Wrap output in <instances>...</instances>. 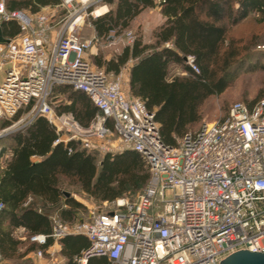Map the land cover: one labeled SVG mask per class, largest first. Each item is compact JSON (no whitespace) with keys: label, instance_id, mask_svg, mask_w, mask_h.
<instances>
[{"label":"built area","instance_id":"1","mask_svg":"<svg viewBox=\"0 0 264 264\" xmlns=\"http://www.w3.org/2000/svg\"><path fill=\"white\" fill-rule=\"evenodd\" d=\"M56 8L66 14L51 24ZM88 8L91 14L104 8L102 15L108 0H60L35 17L7 12L0 0V15L17 19L22 31L0 42V118L11 121L0 137L43 116L55 131L53 144L72 139L101 153L135 150L149 179L133 201L117 197L74 223L53 215L51 232L30 240L58 243L65 235H85L89 244L75 264L92 256H106L111 264H220L240 250L263 251L264 99L252 106L235 100L224 118L173 135L174 144L163 142L154 112L123 90L121 75L95 68L85 56L98 41L80 34ZM125 38L131 44L132 32ZM184 63L198 72L193 55ZM59 84L83 91L97 107L88 124L55 112L50 95ZM3 207L0 200V212ZM57 253L50 246L33 256L41 264H62ZM0 264H7L1 253Z\"/></svg>","mask_w":264,"mask_h":264},{"label":"trees","instance_id":"2","mask_svg":"<svg viewBox=\"0 0 264 264\" xmlns=\"http://www.w3.org/2000/svg\"><path fill=\"white\" fill-rule=\"evenodd\" d=\"M59 1L5 0V10L36 12ZM108 3L112 4L108 12L92 19L99 38L126 29L146 8L158 7L164 16L148 39L138 33L131 44L122 46L109 58L97 54L93 62L105 72L117 74L132 60L129 93L140 97L154 112L161 139L167 144H174L173 135H183L202 120L201 108L206 99L221 95L249 59L256 54L264 58V50L257 48L264 44V0H108ZM0 29L7 36L21 33L15 18L4 19L1 15ZM238 29L239 34L235 31ZM188 54L193 55L198 72L184 63ZM261 66L264 68V64ZM176 67L186 74H175ZM51 95L57 101L54 105L50 100L56 113L70 112L83 125L97 112L83 91L68 84L55 85ZM9 123L2 121L0 126ZM55 138L53 127L43 116L0 138L1 152L8 147L12 149L11 158L0 168V200L4 203L0 212V253L10 264H27L29 252L51 244L50 237L44 243L31 241L29 237L49 234L53 213L67 223L81 220L79 215L86 206L74 199L72 193L84 192L98 202L117 197L133 201V194L149 179L148 168L135 150L108 152L98 159L96 152L72 139L52 145ZM31 156L40 159L31 161ZM66 191L69 196L64 194ZM19 226L25 228L24 239L14 234ZM59 242L63 264H75L74 257L89 244L82 234L65 235ZM86 264L111 262L106 256H92Z\"/></svg>","mask_w":264,"mask_h":264},{"label":"rangeland","instance_id":"3","mask_svg":"<svg viewBox=\"0 0 264 264\" xmlns=\"http://www.w3.org/2000/svg\"><path fill=\"white\" fill-rule=\"evenodd\" d=\"M112 7V4L108 3V10ZM42 11H46L42 9ZM91 9H86L81 14L83 15V20L80 24V34L83 37L90 38L91 36L95 35L92 19L98 16H95L94 13H90ZM108 12V11H107ZM106 12V13H107ZM66 14L64 10L61 8H56L54 12V16L49 19V23L55 24L58 23ZM105 14V13H104ZM103 15V14H102ZM100 16V15H99ZM158 23V12L156 9L146 8L141 12L138 16H136L130 26L126 29H123L119 33H115L114 31L110 32L109 35L105 37H101L95 43L92 48H89L86 51L85 56L91 60L93 66L95 68L103 69L102 67H98L93 62V57L97 54L102 55L104 58L110 57L113 53H116L120 50V48L127 44L125 35L127 31H131L133 35V39L138 33H142L145 39H148L151 29L156 26ZM246 24V23H245ZM56 28V27H55ZM236 33L239 34L241 30H235ZM262 29H259V33ZM52 37V35H51ZM259 54V53H258ZM257 55V54H256ZM249 59L242 68L238 71V76L233 81V83L221 94L218 96H212L206 99V101L202 105V120L191 127L189 130H195L200 127L201 123L204 121H212L216 119H221V117L226 113V109L228 105L235 100H240L251 105L259 102L264 94V68L261 66L264 64V58L262 56ZM252 63V64H251ZM254 65V66H251ZM186 74V71H183L180 67L174 68L175 74ZM1 77V73H0ZM128 95L130 93L126 92ZM51 95L50 100L55 102V98ZM4 121V119L0 118V122ZM1 127V126H0ZM92 151V150H91ZM97 154V158L100 159L104 153L94 151ZM106 153V152H105ZM108 153V152H107ZM115 153V152H113ZM142 191L139 190L133 194V197H137V195ZM75 196L84 203L86 206V210L81 213L79 216L83 221L92 215L94 212L101 211L107 208L108 203L110 201H101L98 202L91 197H88L87 194L84 192H76L74 193ZM58 255V253H57ZM59 257V255H58ZM32 262L29 260L28 264Z\"/></svg>","mask_w":264,"mask_h":264},{"label":"crops","instance_id":"4","mask_svg":"<svg viewBox=\"0 0 264 264\" xmlns=\"http://www.w3.org/2000/svg\"><path fill=\"white\" fill-rule=\"evenodd\" d=\"M49 6V5H48ZM43 7H45V6H42V7H40V9L38 10V11H36V12H32V11H30L29 9H21V10H16V11H21L23 14H25V15H27V16H29V17H35L38 13H40L41 11H42V8ZM151 9H156V11L158 12V23L156 24V26L157 25H159V24H161L163 21H164V16L160 13V11H159V8L158 7H155V8H151ZM17 20V19H16ZM17 22H18V20H17ZM18 24H19V22H18ZM155 27V26H154ZM153 27V28H154ZM152 28V29H153ZM93 29H94V27H93ZM151 29V30H152ZM94 32H95V30H94ZM21 33H22V31H21ZM20 33V34H21ZM19 34V35H20ZM96 34V33H95ZM2 35H3V37H5V38H11V37H16V36H18V35H13V36H7V35H4L3 33H2ZM82 36V35H81ZM97 36V35H96ZM98 37V36H97ZM98 39H99V37H98ZM92 48V47H91ZM89 51V50H88ZM107 58H109V57H107ZM89 59V58H88ZM90 60V59H89ZM91 61V60H90ZM92 63V62H91ZM132 60H128L121 68H120V70H119V72L117 73V74H120L121 75V79H122V87H123V90L125 91V92H128L129 93V69H130V66L132 65ZM93 64V63H92ZM109 73H111V74H113L112 72H109ZM114 75H116V74H114ZM1 78H2V73H1V77H0V80H1ZM4 121H9L10 123H11V121L10 120H5L4 119ZM9 123V124H10ZM8 124V125H9ZM8 125H6V126H8ZM6 126H3V127H6ZM2 126L0 127V129L1 128H3ZM16 131V130H15ZM12 132H14V131H12ZM11 132V133H12ZM10 134V133H9ZM8 135V134H7ZM6 136V135H5ZM2 137H4V136H2ZM1 138V137H0ZM52 145H53V143H52ZM3 148H2V145H0V168H3L4 166H5V163H6V161L7 160H9L10 158H11V156H12V149L11 148H6V149H4L2 152H1V150H2ZM31 161H37V160H39L40 159V157L39 156H31ZM66 192H68V191H66ZM69 193V192H68ZM69 195H70V193H69ZM68 195V196H69ZM72 196L74 197V199H76L77 201H79V202H81L83 205H84V203L82 202V201H80L76 196H75V194L74 193H72ZM30 199V198H29ZM53 215H56V216H58V214L55 212V213H53L52 215H50V219H51V216H53ZM59 217V216H58ZM60 218V217H59ZM61 219V218H60ZM89 219V218H88ZM62 220V219H61ZM87 220V219H86ZM52 221V220H51ZM62 221H64V220H62ZM65 222V221H64ZM74 222H79L78 220H76V221H74ZM14 234L19 238V239H24L25 237H26V232H25V228L23 227V226H19V227H17V228H15V231H14ZM72 235H76V234H72ZM56 244H58V245H56ZM50 246H53L54 248H57V251H58V255H59V258H60V260H61V262H62V264H63V258L60 256V250H61V248H62V245H61V243L60 242H58V243H54L53 242V240H52V242H51V244H49L47 247H50ZM88 246V245H87ZM47 247H45V248H47ZM44 248V249H45ZM84 249V248H83ZM26 257L32 262V264H41L42 263V261H38V260H36L35 258H34V256H33V251L32 252H29L27 255H26ZM4 259V258H3ZM5 260V259H4ZM5 262L7 263V264H10V262L8 261V260H5ZM28 264V263H27Z\"/></svg>","mask_w":264,"mask_h":264},{"label":"water","instance_id":"5","mask_svg":"<svg viewBox=\"0 0 264 264\" xmlns=\"http://www.w3.org/2000/svg\"><path fill=\"white\" fill-rule=\"evenodd\" d=\"M21 12V11H20ZM21 14H23L21 12ZM8 39L3 37L0 29V42H7ZM66 196L68 192L64 193ZM220 264H264V250L259 252H251L247 250H240L227 256Z\"/></svg>","mask_w":264,"mask_h":264},{"label":"bare ground","instance_id":"6","mask_svg":"<svg viewBox=\"0 0 264 264\" xmlns=\"http://www.w3.org/2000/svg\"><path fill=\"white\" fill-rule=\"evenodd\" d=\"M103 9H104V8H98V9H96V11H95L94 14H96V15H100V14L102 13Z\"/></svg>","mask_w":264,"mask_h":264}]
</instances>
